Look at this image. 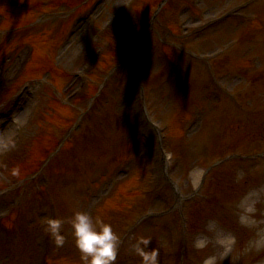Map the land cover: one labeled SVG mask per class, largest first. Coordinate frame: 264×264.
Here are the masks:
<instances>
[{"label":"rangeland","instance_id":"rangeland-1","mask_svg":"<svg viewBox=\"0 0 264 264\" xmlns=\"http://www.w3.org/2000/svg\"><path fill=\"white\" fill-rule=\"evenodd\" d=\"M11 1L24 3L25 6L22 10L8 7ZM78 1L0 0V14L7 17L5 24L0 27V91L4 94L0 103V173L4 177L0 178V188L8 185L9 182L5 180L10 173L19 175L22 179V171H34L35 158L45 153V138L50 140L47 150L58 149L59 145L55 147L50 134L62 131L65 135L84 114L83 117H87L77 134V144L67 149L66 155L64 152L50 164L52 171L63 169L62 173L66 177L59 184L62 176L59 174L56 176L58 183L43 190L47 197L49 190L50 196L58 198L65 218L68 214L73 216L75 212L87 213L89 205L99 200L102 203L107 199L116 186L114 182L121 176V172L118 173L121 169L119 167H126L130 158H136L141 149V143L127 124L130 116L129 94L126 98L123 88L128 84V73L123 71L105 82V76L112 71L114 64L110 66L106 59L105 71L102 70L103 64H100L101 56L107 52L108 47L102 42L99 28L102 29L108 21L112 22L119 17H122L119 22L131 18V11L124 16L122 9L127 0H100L96 10L95 7L92 9V3L85 14L75 15L72 6ZM159 1L141 0V8H145L144 5L155 7ZM247 1L249 0H169L161 16V26L154 27L158 34L156 38L158 41L179 44L184 40L179 35L171 36L167 27L173 28L180 35H187ZM62 2L66 4H61ZM238 19L198 41L188 40L186 47H197L202 52L209 53L228 41L235 43L237 55H227L223 59L227 69V82L219 83V86L225 91L238 94L239 103L251 115L248 119L238 114L241 110L233 111L225 103L217 105L213 87L207 89L208 78L204 81L206 74H202L199 66L183 64L188 73L185 71L170 81L169 74H158L157 64L163 58L160 54H154L153 49L151 52L150 47L141 48L138 53L148 88H153V92L157 89V84L163 85L159 92L154 91L152 94V108L156 122H171L168 149L174 156V163L178 164L174 176L184 195L191 193L199 172L216 158L225 157L234 149L245 155L264 150V6L252 9L243 16L241 13ZM3 20L4 17L0 16V23ZM63 21L65 24H62ZM93 21L96 24L91 29ZM114 35L115 32L112 31L110 37ZM30 43L38 51L33 63L36 69L14 85L21 73L17 65L18 59ZM121 54L124 58V50ZM223 63H217L219 71L223 70ZM48 68L54 71V79L51 81L46 74ZM87 69L89 71L85 75ZM78 75H81L80 81L77 80ZM89 75L93 84L89 92L82 96L87 88L82 89V86L89 82ZM46 82L49 83L45 84ZM25 87H28L31 95L24 93L26 90L22 92ZM77 90L82 91L79 95L82 97L76 102V108L81 114H77L75 109L68 111L57 105L56 101H71L72 93ZM10 111L13 112L12 115ZM235 114L239 119L234 117ZM68 118L73 124H66ZM12 119H19L21 122L23 130L20 134L14 130ZM238 163L216 170L208 181L202 199L198 198L199 201L191 205L189 211L194 220L191 221L192 230L188 237L192 239L197 233L203 232L201 241L204 242V248L200 249L199 245L197 252L192 255L196 263L202 264L210 259H220L217 264L264 262V192L255 194L257 188L264 186V169L253 172L255 168L250 166L264 168V163L247 161L240 166ZM236 168L241 173L243 171L244 175H234ZM36 173L32 172L29 177ZM68 176L72 179H66ZM8 180L17 182L18 187L6 198H16L18 195V198L24 199L21 214L25 215L22 219L16 216L14 218V231L18 236L20 233L23 235V242L29 237L30 229L22 227V221L24 223L33 218L32 209L40 211L42 208L48 213V208L42 207L45 204L48 206V199L36 193L42 186L39 180L35 184H23V187H19L18 178ZM91 180L94 182L92 187L89 186ZM141 186L139 183L134 188L140 189ZM127 187L131 189L132 185ZM113 204L111 211L105 212L107 221L114 219L122 223L125 221V224L127 218L133 216L132 213L121 217L114 210L116 205ZM141 207L142 205L140 209H143ZM3 209L4 207H0V211ZM234 209L237 215L232 214ZM34 215L37 222L41 220L38 215ZM225 219L228 228L224 229L232 228L233 223L239 224L237 245L231 246L233 251L227 254L229 246L218 244L226 237L218 224ZM247 219L249 224L245 223ZM109 222L107 224L112 226ZM206 223L209 229L214 230H206ZM41 229L45 231V225ZM146 231L145 240L150 241L149 251L157 253L171 250L167 230L154 225ZM33 232L37 234L32 225ZM65 233L72 235L71 220L63 219L61 234ZM65 242L70 248L73 247L70 239ZM135 253L137 252L131 256ZM127 255L130 257L129 249ZM166 256L158 258L157 262L173 264L174 257L170 256L169 261Z\"/></svg>","mask_w":264,"mask_h":264},{"label":"clouds","instance_id":"clouds-1","mask_svg":"<svg viewBox=\"0 0 264 264\" xmlns=\"http://www.w3.org/2000/svg\"><path fill=\"white\" fill-rule=\"evenodd\" d=\"M63 221L60 218H47L45 231L57 246H62L64 236L61 234ZM72 234L75 245L80 252L82 264H114L120 247V239L112 226L103 222H94L85 212H75L71 217ZM140 243L144 248H137L142 257V264H157L155 251H147L149 240Z\"/></svg>","mask_w":264,"mask_h":264}]
</instances>
